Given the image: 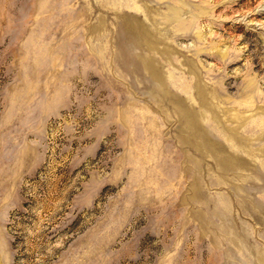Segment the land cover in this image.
Instances as JSON below:
<instances>
[{
  "label": "rangeland",
  "instance_id": "obj_1",
  "mask_svg": "<svg viewBox=\"0 0 264 264\" xmlns=\"http://www.w3.org/2000/svg\"><path fill=\"white\" fill-rule=\"evenodd\" d=\"M0 264H264V0H0Z\"/></svg>",
  "mask_w": 264,
  "mask_h": 264
}]
</instances>
